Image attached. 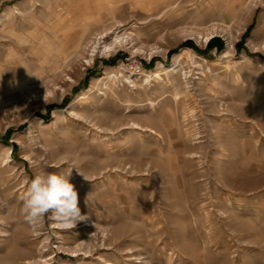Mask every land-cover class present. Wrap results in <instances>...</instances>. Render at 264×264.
<instances>
[{
  "label": "rangeland",
  "instance_id": "rangeland-1",
  "mask_svg": "<svg viewBox=\"0 0 264 264\" xmlns=\"http://www.w3.org/2000/svg\"><path fill=\"white\" fill-rule=\"evenodd\" d=\"M145 1L0 0V264H264V0ZM71 168L87 219L26 223Z\"/></svg>",
  "mask_w": 264,
  "mask_h": 264
},
{
  "label": "clouds",
  "instance_id": "clouds-1",
  "mask_svg": "<svg viewBox=\"0 0 264 264\" xmlns=\"http://www.w3.org/2000/svg\"><path fill=\"white\" fill-rule=\"evenodd\" d=\"M72 169L66 174L41 170L27 183L22 197V215L26 223L36 227L48 216L65 227H74L78 221L87 219L81 214L78 192L68 178Z\"/></svg>",
  "mask_w": 264,
  "mask_h": 264
},
{
  "label": "bare ground",
  "instance_id": "bare-ground-1",
  "mask_svg": "<svg viewBox=\"0 0 264 264\" xmlns=\"http://www.w3.org/2000/svg\"><path fill=\"white\" fill-rule=\"evenodd\" d=\"M121 27V26H118ZM213 34L214 32L211 33H207V35H205L204 39L205 42L208 43L212 38H213ZM115 35V39L113 41V43L111 45H108V39L112 36ZM127 44V40L120 37V32H117V29L111 30L110 32H106L105 33L97 36L95 38V40L90 44L89 46V57L90 59L88 60L87 63L91 64V62H93L94 57L96 55V53H98L99 50H101L103 53H112L113 51H115L118 47H123L124 45ZM178 63V62H176ZM157 78V75H149L148 78ZM30 85L29 81H25V83L22 85L24 87H28ZM91 252V251H90ZM89 252V253H90ZM104 264H113L111 262H107L104 259L102 260Z\"/></svg>",
  "mask_w": 264,
  "mask_h": 264
},
{
  "label": "trees",
  "instance_id": "trees-1",
  "mask_svg": "<svg viewBox=\"0 0 264 264\" xmlns=\"http://www.w3.org/2000/svg\"><path fill=\"white\" fill-rule=\"evenodd\" d=\"M250 32V30L248 31V33ZM185 47H188V48H191L193 49L194 51L202 54V55H207L209 52H211L212 50L216 49L218 51V53L222 52L224 50V43L223 41L220 39V38H214L212 39L208 46H207V49L205 51H202L200 50L198 47H196L193 43L191 42H188L185 44ZM117 61L114 60L112 62H109L110 64H107V65H115ZM56 106H49V112H51L53 109H55ZM15 147V146H13Z\"/></svg>",
  "mask_w": 264,
  "mask_h": 264
},
{
  "label": "built area",
  "instance_id": "built-area-1",
  "mask_svg": "<svg viewBox=\"0 0 264 264\" xmlns=\"http://www.w3.org/2000/svg\"><path fill=\"white\" fill-rule=\"evenodd\" d=\"M127 62H131L130 60H127ZM128 74L135 77H141L144 75V68L142 63L138 62L137 60H134L131 62L129 68H128Z\"/></svg>",
  "mask_w": 264,
  "mask_h": 264
},
{
  "label": "crops",
  "instance_id": "crops-1",
  "mask_svg": "<svg viewBox=\"0 0 264 264\" xmlns=\"http://www.w3.org/2000/svg\"><path fill=\"white\" fill-rule=\"evenodd\" d=\"M147 1V0H146ZM146 1L144 2V4H143V6L145 7V8H152V9H155V7H153V6H151V7H148V5H146L147 3H146Z\"/></svg>",
  "mask_w": 264,
  "mask_h": 264
}]
</instances>
